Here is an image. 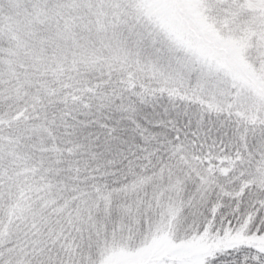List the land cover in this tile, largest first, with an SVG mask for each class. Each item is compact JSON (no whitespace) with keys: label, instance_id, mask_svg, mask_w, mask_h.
Masks as SVG:
<instances>
[{"label":"snow or ice","instance_id":"snow-or-ice-1","mask_svg":"<svg viewBox=\"0 0 264 264\" xmlns=\"http://www.w3.org/2000/svg\"><path fill=\"white\" fill-rule=\"evenodd\" d=\"M0 264H264V0H0Z\"/></svg>","mask_w":264,"mask_h":264}]
</instances>
